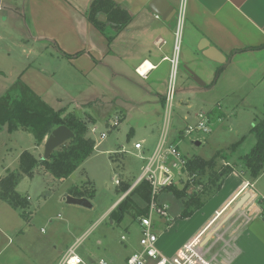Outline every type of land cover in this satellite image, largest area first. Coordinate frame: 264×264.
Listing matches in <instances>:
<instances>
[{
	"label": "rangeland",
	"instance_id": "rangeland-1",
	"mask_svg": "<svg viewBox=\"0 0 264 264\" xmlns=\"http://www.w3.org/2000/svg\"><path fill=\"white\" fill-rule=\"evenodd\" d=\"M18 20L20 18L16 15H10L6 21L0 16V96L19 79L54 109L64 108L82 118L88 128L86 135L95 141L91 155L63 180L36 169L31 177L18 179L15 189L29 199L27 212L31 217L33 215L30 226L34 233H57L63 243L77 241L76 253L86 261H96L101 257L112 264H125V257L139 247V216L135 214L143 209L141 214L145 215L151 199L143 201L139 194L132 195V202L128 201L132 208L123 213L121 220L110 215L119 202L107 213L104 211L122 195L120 186L131 185L138 177L140 168L146 164L164 130L166 144H177L186 158L199 156L210 159L220 153L215 160V169L225 164L221 158L228 164L242 167L240 156L247 153L255 142L254 135L250 133L254 118L264 114V86H259V79L251 81L258 84L257 87H247L246 84L229 94L223 93L222 89L214 93L197 91L187 103H183L182 97L175 92L168 115L163 100L161 102L168 82L161 84L160 89H152L160 94L158 103H154L151 97H145L142 91L120 78L119 72L124 65L117 57L106 58V64L97 65L89 73H77L65 58L50 55L52 47L45 49L42 43L24 39ZM145 99L150 101L145 102ZM116 114L122 115L119 125L108 128V119L112 120ZM199 114L207 115L210 131L186 133L188 126L193 127L199 121ZM92 126L96 127V132L89 130ZM130 128H133V133L128 136ZM100 132L105 133L103 139H99ZM137 141L142 144L140 149L134 148ZM195 141L200 144H195ZM237 142L236 148L230 151L231 145ZM34 145L35 138L31 132L8 131L5 124L1 125L0 174L5 167L17 165L18 154L22 150L34 152ZM42 154L43 150L38 154L39 158ZM110 155H115L116 160L112 161ZM186 180L187 174L181 172L173 184L181 188ZM261 180L260 186L264 176ZM73 184L92 188L93 195L88 197L91 207L65 202L62 194ZM155 201L166 204L169 214L167 218L153 214L155 233L159 235L165 232L168 223H176L164 235L161 234L160 241L164 245L158 243L159 250L166 255L173 253L169 251L176 243L188 236L186 241L194 237L214 207L211 201L190 217L181 218L182 202L171 192L160 191ZM43 215L48 216L51 222L43 223ZM198 233L201 234L200 231ZM122 235L124 240H121Z\"/></svg>",
	"mask_w": 264,
	"mask_h": 264
},
{
	"label": "crops",
	"instance_id": "crops-1",
	"mask_svg": "<svg viewBox=\"0 0 264 264\" xmlns=\"http://www.w3.org/2000/svg\"><path fill=\"white\" fill-rule=\"evenodd\" d=\"M114 1L132 15L129 23L116 33L108 23L99 29L88 21L91 0H0V16L4 21L10 15L18 16L17 23L23 28L24 39L42 43L45 49L52 47L50 55L65 58L77 73H89L97 65L106 64V58L117 57L124 65L119 72L120 78L142 91L145 97H151L154 103H158L160 97L154 91L155 87L160 89L161 84L169 81L170 58L175 54V92L180 97L191 90H195L194 93H214L222 89L223 93L229 94L246 84L247 87H257L258 84L251 82L257 79L259 86H264V0ZM180 7L183 13L176 34ZM176 40L177 50L174 49ZM190 73L202 85L191 81ZM220 117L222 115L217 118ZM131 133L133 128H130ZM44 141L34 145V152L29 150L38 159L42 150L44 153ZM20 153L17 165L5 167L0 178L6 169L18 167ZM222 161L228 164L221 158ZM233 167L220 189L204 204L212 201L214 207L195 235L199 231L204 233L201 249L213 264H264V182L260 186L264 170L257 178L251 179L242 167ZM69 187L62 195L70 194ZM126 192L104 213L120 202ZM246 193L247 199L233 210ZM19 195L27 199L28 207L27 196ZM27 207L24 209L26 219L20 208L0 199V264H57L71 245H78L77 241L63 243L57 233H34L30 226L33 215H29ZM47 220L48 216L43 215L42 222L47 223ZM175 224V221L170 222L165 232L158 235L161 246L164 245L160 241L161 234ZM188 237L172 246L169 252H175Z\"/></svg>",
	"mask_w": 264,
	"mask_h": 264
},
{
	"label": "trees",
	"instance_id": "trees-1",
	"mask_svg": "<svg viewBox=\"0 0 264 264\" xmlns=\"http://www.w3.org/2000/svg\"><path fill=\"white\" fill-rule=\"evenodd\" d=\"M99 14H104L106 20H98ZM131 18V13L114 0H91L87 11V19L95 27L102 29L108 23L115 33L125 27ZM3 124L8 131L21 129L31 132L35 138V145L41 144L46 135L61 125L68 127L73 133L71 138L54 148L48 158L38 159L29 150H23L19 155L18 167L15 170L6 169L5 174L0 178V199L20 208L21 215L27 219L24 209L28 201L15 191L18 179L23 175L31 177L35 169H41L54 178L63 180L91 155L95 141L86 135L88 128L82 118L64 108L54 109L19 79L0 96V127ZM250 133L254 135L255 142L247 153L240 156V159L242 170L249 178L255 179L264 170V115L255 118ZM127 135H130V130ZM238 143L232 144L230 151H233ZM220 155L217 153L210 159L199 156L187 158L188 178L185 184L181 188L170 184L161 189V191L171 192L173 196L181 200L182 209L179 215L181 218L190 217L201 208L220 189L224 178L233 171L234 167L231 164H222L220 168L215 169V160ZM114 156H110L112 161L116 160ZM115 165L118 166L117 163ZM197 177L199 179H196ZM129 186V184L121 185L120 189L125 193ZM67 191L77 197L93 195L92 188L83 184H73ZM134 194H139L143 201H148L150 199L149 183L143 180L131 189L111 210L110 215L121 220L123 213L129 212L132 208V203L128 201H131V196ZM142 210L139 209L135 215L141 216Z\"/></svg>",
	"mask_w": 264,
	"mask_h": 264
},
{
	"label": "built area",
	"instance_id": "built-area-1",
	"mask_svg": "<svg viewBox=\"0 0 264 264\" xmlns=\"http://www.w3.org/2000/svg\"><path fill=\"white\" fill-rule=\"evenodd\" d=\"M182 8L177 11V28L176 34H178L181 18ZM178 37V36H177ZM177 37L175 39H177ZM178 41L176 40L174 49L177 50ZM171 72L169 75L167 92L164 97V109L169 115L172 109L173 98L175 94V75L177 68L176 54L170 58ZM199 121L195 126H188L186 133L193 131H201L203 133L209 132V119L205 114H199ZM120 115L116 114L112 120H108L107 127L113 128L119 125ZM91 132H96V127L92 126L89 129ZM104 132L99 133V139H103ZM166 130L162 131L159 140L155 146L154 151L147 158V162L140 168V174L135 181L130 185L126 194L135 186L145 180L150 185V203L148 211L145 215L138 217V223L140 225V237L139 247L133 251L125 259V264H213L211 260L205 255L201 247L204 242V233L196 234L194 237L183 243L175 252L170 255L162 253L158 248V235L154 231L153 214H156L158 218H167L169 216L167 208L164 203H157L155 201L156 196L161 189L173 184L175 178L184 172L187 174L186 161L187 158L181 153L177 144H166ZM142 144L140 142L134 143V148L140 149ZM188 178V176H187ZM116 184L118 180L114 181ZM264 220V216H262ZM168 223V222H167ZM125 237L122 235L121 240ZM77 244L71 245L60 258L57 264H112L104 258H98L95 263H87L76 253Z\"/></svg>",
	"mask_w": 264,
	"mask_h": 264
},
{
	"label": "water",
	"instance_id": "water-1",
	"mask_svg": "<svg viewBox=\"0 0 264 264\" xmlns=\"http://www.w3.org/2000/svg\"><path fill=\"white\" fill-rule=\"evenodd\" d=\"M98 19L100 21H103L105 19V15L104 14H100L98 16ZM205 56H207V57H209L211 59H214L215 61H218L216 58H213L210 54L205 53ZM190 74H191V78H190L191 81H193L197 85H202V83L199 81V79L197 77H195L192 73H190ZM194 91L195 90H191V91H188V92H190L188 94H186V93L182 94L181 97L184 99V101H183L184 103H187V100L195 95ZM72 136H73L72 131L68 127H66L64 125H61V126H58V127L54 128L52 130V132L47 136V138L44 141L43 158H48L50 152L54 148L58 147L64 141H66L67 139L71 138ZM195 144L198 145L199 141H196ZM247 197H248L247 193L245 195H243L239 199V201L235 204L233 210H235L236 208L241 206V204L247 199ZM63 198L65 199V202L68 203V204H76V205H80V206H83V207H91V203L89 202V200L86 197H77V196H72V195H70L68 193H65L63 195Z\"/></svg>",
	"mask_w": 264,
	"mask_h": 264
}]
</instances>
